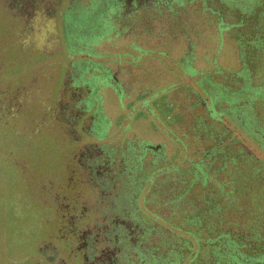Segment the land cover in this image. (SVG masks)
Listing matches in <instances>:
<instances>
[{
    "label": "rangeland",
    "instance_id": "374dc122",
    "mask_svg": "<svg viewBox=\"0 0 264 264\" xmlns=\"http://www.w3.org/2000/svg\"><path fill=\"white\" fill-rule=\"evenodd\" d=\"M59 1L57 14L42 11L27 21L15 16L11 7L7 8L13 15L4 8L3 11L0 9V52L6 57L0 63V264H46L45 258H48L47 264H71L61 262L58 256L54 257L52 242H48L51 234L57 231L52 205L54 193L49 192L48 185L58 187L66 180L69 165L74 161L79 163L81 159L80 151L76 152L79 147L104 142L110 150H117L116 154L119 155L126 147L121 145L124 136L136 141L135 147L131 145L133 143L130 146L138 153L143 149L142 143L153 139L151 143L165 145L168 162L180 157L181 170L192 169L190 165H193L191 161L196 155L195 149L202 147L204 142L198 141L200 133H205L207 129L199 131L195 121L200 115H206V105H209L207 109L210 114L209 122H206L211 124L212 120L219 125L221 122V135L218 136L223 141L218 139L217 142L211 135L208 139L216 145L224 142L225 151L237 155L235 162L232 159L229 161L233 168L237 164L235 179L240 180V186L245 185L247 189L239 196L246 197L247 192L252 194L246 209L255 211L258 214L257 222L262 223L264 168L259 174L262 180L254 181L250 175L257 162L251 160L245 164L243 159L253 155L259 161H264V62L258 84L248 74V83L234 94H220V89L207 83L212 94H215L210 100L203 92L205 81H212L210 76H213V82H221V87L229 92L237 88L231 74L240 72L242 62L235 36L221 39L210 26L191 24L187 18L184 22L185 29L190 31L188 38L176 27L166 26L163 19L142 24L138 21L139 24L132 25V33L107 36L111 26L105 11L111 7L116 13H124L128 0H95L88 12H80L78 18L73 15L66 18L64 26L62 15L69 13L75 0ZM242 1L230 0L229 3L247 10L249 5L245 7ZM100 9L101 13L98 12L95 18L93 13ZM146 24L153 28L152 31L164 32V36L171 37L164 39L157 35L158 32L150 34L144 29ZM165 40L166 43L163 42ZM190 41L196 47L197 55L193 56V61L198 75L185 73L181 71L182 67L175 64L186 55L185 45ZM142 45L159 49L166 46L172 60L156 52L142 54ZM87 59L96 64L107 63L126 94L123 100L113 88L103 89L100 93L104 102L100 109L99 101L96 97L93 99V108L96 105L92 109L94 113L102 114L110 121L103 142L88 134L83 136L80 130L76 133L58 130L51 125L52 120L43 118L46 113L55 115L58 103L70 98L69 88L73 85V78L89 82L94 74L99 75L80 67L82 64L79 61ZM216 67L223 71L220 77L214 75ZM223 76H227L233 86ZM68 77H71L70 84L66 88ZM200 78L202 80L199 82ZM98 84L96 80V86ZM175 84H178V88L172 87L166 92V102L177 101L175 107L180 109L176 110L184 113V121L179 120L176 124L166 118L168 105L145 93L152 85H155V91H161ZM196 94L201 97L198 98ZM96 95L99 96L98 93ZM146 101H150V107L157 109L155 115L146 111ZM158 108L162 114L158 113ZM143 111L147 113L146 116ZM176 134L186 141V148L173 142V135ZM214 149L215 153L223 152L221 149L217 151L219 148L216 146ZM75 153L77 159H74ZM136 155L134 159L138 166L140 159ZM217 176L220 180L231 179L230 174L226 175L228 178ZM218 178L217 181L214 179L215 182H218ZM146 191H143L139 201L141 204ZM258 194L260 196L256 200ZM94 201L96 204V199ZM189 258L187 264L191 262Z\"/></svg>",
    "mask_w": 264,
    "mask_h": 264
},
{
    "label": "trees",
    "instance_id": "16d2710c",
    "mask_svg": "<svg viewBox=\"0 0 264 264\" xmlns=\"http://www.w3.org/2000/svg\"><path fill=\"white\" fill-rule=\"evenodd\" d=\"M0 1L2 11L4 8V11L13 15L9 11L11 7L10 10L16 13L15 16L24 21L25 17L19 14L24 15V10L43 5L47 11L58 13L60 6L59 0ZM94 1L75 0L69 13L62 15L63 26L69 16L78 18L80 12H88L95 4ZM246 1L248 3L244 0L242 3H245V7L249 5L247 10L243 7H233L229 3L230 0H128L124 13H116L111 7L105 11L110 18L108 22L111 29L108 32L113 30L114 24H125L132 20L131 22H136L134 23L136 25L139 24L138 21L142 24L166 17V26L176 27L178 32L185 34L187 38L190 31L185 29L186 18L191 24L207 23L214 26V32L221 39L225 36L229 38L235 36L242 62L241 72L232 76L237 88L229 92L228 89L221 87V82H213V77H209L213 83L205 81V91L203 90L204 95H208L206 90L212 85L220 89V94L231 95L239 92L237 90L248 83V74L255 84H258L259 75L263 70L264 0ZM98 12L101 13V9L93 13L95 18ZM167 31L168 29L166 34ZM17 47L22 48L21 45ZM5 58V54L0 52V63L5 61ZM79 64H82L80 65L82 69L92 72L93 63L80 60ZM1 70L0 67V72ZM182 71L191 75L197 72L189 65H185ZM81 81L87 83L85 80ZM229 85L233 86L232 83ZM68 103L71 108L67 115L56 122L55 128L58 130L67 131L72 128V124L80 120L81 114L83 121L92 113L90 107L83 108L84 102ZM169 104L170 102H166V105ZM204 122L203 119L202 125L204 129L207 128L208 136H213L217 142L218 139L223 141L218 136L221 133L213 129L217 125L221 131V122L220 125L212 120L211 124ZM108 126L102 127L101 130L95 129L100 140L107 137ZM209 141L212 155L208 163L202 161L194 169L185 170H181L179 161L169 163L164 156L156 155L152 159H147L145 150L136 153L130 144L119 155L116 154V150L103 146L102 148L91 146L86 149L84 152L86 156L93 151L96 154L104 152L103 156L97 158V165H93L103 173L101 187L105 191L104 196L96 199L95 230L85 235V230L80 231L76 228V231H72L61 226L51 234L48 241L52 242L53 256H58L63 263L74 264H187L188 257L191 261L189 264H264V221L257 222L258 214L249 211V208L246 209L252 200V194L247 192L246 197L239 196L247 189L245 185L240 186V180L235 179L237 164L235 163L233 168L229 161L232 159L235 162L237 155L232 151L226 152L224 142L216 145L212 140ZM214 146L219 148L217 151L221 149L224 153L219 151L215 153ZM134 155L140 159L138 166L135 164ZM251 160H256L257 163L253 165L250 176L252 180L259 182L258 180H262L259 174H262L260 172L264 168V161L248 155L243 162L246 164ZM217 171L221 178L223 176L228 178L226 175L230 174L231 179L218 178V182H215ZM89 181L91 184L92 181ZM48 186L49 192L54 193L53 208L62 211L66 217L63 224H73L71 216H74L77 218L75 226H79L78 219L82 217L84 208L92 206L88 196L83 192L72 195L67 186L64 188L54 187V184ZM145 189L147 191L141 204L139 201ZM259 196L258 194L256 200ZM58 216L55 212L56 223L61 225V213ZM90 216L92 218L93 215Z\"/></svg>",
    "mask_w": 264,
    "mask_h": 264
},
{
    "label": "flooded vegetation",
    "instance_id": "af4514ba",
    "mask_svg": "<svg viewBox=\"0 0 264 264\" xmlns=\"http://www.w3.org/2000/svg\"><path fill=\"white\" fill-rule=\"evenodd\" d=\"M73 5H74V1L71 4V7ZM42 6L43 5H38L35 8L34 7L31 8V10H28V9L24 10V12H25L24 15L21 13H19V14L21 16L25 17L24 18L25 21L29 20L33 15H35L39 12H42V11L50 12L51 14H53V13L57 14V11L52 13L51 10L47 11V9L43 8ZM137 20H140V19H137ZM163 20L166 21V17H164ZM134 23H136V22H134ZM134 23H130L128 21L125 24L124 23L123 24H114L113 30L110 31L107 36H109V34H112V33H115V34L117 33L118 35L119 34H125V33H127V34L132 33L134 31V29L132 27V25ZM164 23L166 25V22H164ZM200 24L203 26L205 25V26H210L211 28H215L214 26L208 25L207 23L206 24L200 23ZM144 29L147 30L150 34H154V32H158L155 30L152 31L153 28H150V26H148V25L144 26ZM135 31H137V29H135ZM163 34H164V32H158L157 35L162 36L164 39H166L165 38L166 35L164 36ZM107 36L105 38H107ZM163 42L166 43V40ZM136 44L137 43H135L134 46H136ZM140 48H141L140 51L142 52V54H148V53L150 54L152 52H156L160 55H163L164 57H167V59L170 58V53L166 52V46L159 49V48H154L153 46L147 47V46L142 45ZM195 48L196 47H195L194 43H192L191 41L188 42V44L186 43V45H185L186 55L183 58H181L180 61H178V62L173 61V63L175 62L176 65H178L179 67H182V68H185V65H189V66L195 68L194 61H193V56H195V54L197 55V53L195 52L196 51ZM118 57H119V55H118ZM169 60L171 61L172 59H169ZM88 62H89V64L93 63L90 60H88ZM93 64H94V65H92L93 69H91L92 73L93 72L99 73V75L96 76L94 74L91 77V79L89 80V82L86 81L87 82L86 84H84L83 81H81L79 79L73 78V85L71 88H69V84H70L69 78H71V77H68V79L65 82V85H66V88H69L71 90V91H69L70 92V98L67 99L66 101L62 100L58 103L59 105L57 107V110L55 111V115L54 114L51 115L49 113H46V115L43 118H47V120H50V121L52 120L51 125L53 124V125H55L54 127H56L57 126L56 122L58 120L61 121L62 117L67 115L68 110L71 108V106L68 103L69 101L75 102V103L76 102H78V103L84 102L85 105H83V108L88 109V107H90L92 113L83 121H81L83 119V114H81V116L79 117L80 120H78L76 123L72 124V126H71L72 128H70L67 131H72V133L73 132L76 133L77 131L79 132V130H80L83 133V136L85 134H88L90 136H93L97 140H100V138H99L100 136L97 135L95 129L98 128L101 130L102 127H104V126L107 127V125H109L110 121L108 119L103 118L102 114H99L96 112L94 113V111L92 110L96 107V105H95V107L93 108L92 102L95 103V100L93 101L94 97H96L97 101H99V103H100L99 109H100V108H102V103L104 102L103 95L100 93L101 91H103V89H105L107 87L113 88L114 92L120 97V99H123V100L126 99L125 98L126 94H125L123 88L120 86L118 79L111 72V69H110L111 67L108 66L107 63L101 62V63H97V64L93 63ZM182 70L183 69H181V71ZM241 70H240V72H241ZM221 72H222V69L216 67V74H214V75H217L218 77H220ZM195 74L198 75L199 73L196 72ZM234 75L236 76V73L231 74V76H234ZM223 78H224V76H223ZM92 79L98 80V82H99L98 86H96V80L91 82ZM224 79L227 81L228 84H230L227 76ZM201 80H202V78H200L199 82ZM172 87H173V89H177L178 84L172 85L167 90L165 87L161 91H155L157 89H156L155 85H152L151 88H147V91L145 93L148 96H153V98H159L160 99L159 101L163 100L164 104H166V92H169V90H171ZM211 91H212L211 89L206 90V92L208 93V95L210 97V100H212V98H213L212 97L213 94ZM66 92H68V90H66ZM97 93L99 94V96L96 95ZM175 104H177V101H175V100L170 101V104L168 105V110L166 111V118H168L169 120H172V122L175 121L174 123L176 124L179 122V120L184 121L185 116H184L183 112L178 113V110H176L178 107L176 108ZM204 104L206 105L207 101H205ZM145 105H146V109H147L146 111H148V113L150 112V114H152V115L153 114L155 115V110H157V109L150 107V101H146ZM201 105L202 104L200 103V106ZM208 106L209 105H206V107L204 108L206 110V112H205L206 115H203V116L200 115L198 118H196V121H195L196 128L201 132H203V130H202L203 129V125H202L203 119L205 122L207 120L209 122L210 117H209V113H208V109H207ZM178 109H180V108H178ZM97 111H99V110H97ZM158 111H159L158 113L162 114V112L159 110V108H158ZM175 112H177V113H175ZM143 114H144V116L147 115V113L145 114V111H143ZM143 114H142V116H143ZM79 122H80V125L78 126ZM109 127H110V125L108 126V129H109ZM214 131L221 133V131L219 130V127L217 125L214 126ZM171 133H174V131H172ZM200 134L201 135H200V138L198 141H200V143H202L203 141L204 142L202 143V147L200 146V147H197L195 149L196 155H195L194 159L191 161L193 163V165L192 164L190 165L191 166L190 168H192V169H194L196 165L201 164L202 161L205 163H208V161L210 159L209 157H211V155H212L211 148H210L211 145H210V141L208 139V134H206V132L200 133ZM105 139L106 138H104L103 140H105ZM103 140L101 139L100 141L103 142ZM151 141H153V139ZM151 141H149L148 143H146V142L142 143L143 150L146 151V156H147L146 158L152 159V158H154V156L157 155V157L158 156H164L165 160H166L167 154H166L165 145L159 144V143L153 144V143H151ZM134 142H136V141L126 139L123 136V140L121 142L122 143L121 145H126V147H127L128 144L133 143L131 145L133 147H135L136 143H134ZM173 142H175V144H177L181 148H186V141L181 138L180 134L173 135ZM89 146H91V145H89ZM89 146L88 145H87V147L82 146L76 150V152L80 151L81 159L79 160V163L77 161H74L72 165H69L68 174H67L68 177L59 186L58 185L57 186L63 187V188L67 186L68 188H70L72 195L73 194H81L83 192L84 195L88 196L87 198H89L91 201L93 200L92 203H94V204L90 207L84 208V212L81 215L82 217H79V219H78V221H79L78 225L79 226H75V219H77V218L74 216H71V220L73 221V224L69 225V223H68V224L64 225L63 223H64V219L66 217L64 216L62 211L55 208L54 211L56 212V215L58 216V214L61 213V219H62L61 225L56 223L57 224L56 226L58 228L57 230H59L61 228V226L72 229V231H76V228H78L80 231L85 230L86 231L85 235L87 233L89 234L91 231L95 230L94 227H95V222L97 219L95 217V215H97V212L95 211V208H93L96 205L94 200L100 199L101 195L104 196L105 191H104V189L102 190V187H101L102 181L104 179L103 173L100 169H95V167L93 165L94 164L97 165V162H96L97 158L103 156L104 152L102 151L101 153L96 154V152L93 151L92 153H90L89 155L86 156L84 152L86 149L90 148ZM93 146H95L97 148L99 146H101V148H102V146H103V148L108 147L107 144L104 142L101 143L100 145L96 144ZM197 146H199V145H197ZM126 147H125V149H127ZM102 150H104V149H102ZM75 158L77 159L76 153H75L74 159ZM179 159H180V157H179ZM179 159L177 161H179ZM167 162H168V160H167ZM215 177L218 178L217 175H215ZM89 180L92 181L91 184H90ZM84 198L86 199L85 196H84ZM90 200H89V202H90ZM85 204L88 205L87 202ZM89 205H90V203H89ZM87 214H89V215H87ZM90 215H93L92 218ZM83 216H85V217H83ZM58 218H59V216H58ZM85 221H88V222L85 223ZM89 221H90V224H89ZM91 225H93V226H91ZM71 246H73V243L71 244ZM44 261L47 264L48 258H45ZM71 264H74V263L71 262Z\"/></svg>",
    "mask_w": 264,
    "mask_h": 264
}]
</instances>
